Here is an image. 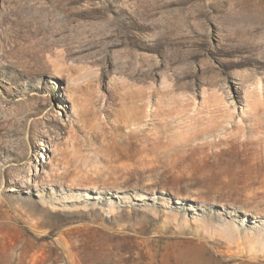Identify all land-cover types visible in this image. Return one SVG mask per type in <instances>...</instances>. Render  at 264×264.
Returning <instances> with one entry per match:
<instances>
[{"label": "rangeland", "instance_id": "rangeland-1", "mask_svg": "<svg viewBox=\"0 0 264 264\" xmlns=\"http://www.w3.org/2000/svg\"><path fill=\"white\" fill-rule=\"evenodd\" d=\"M0 264H264V0H0Z\"/></svg>", "mask_w": 264, "mask_h": 264}, {"label": "bare ground", "instance_id": "bare-ground-1", "mask_svg": "<svg viewBox=\"0 0 264 264\" xmlns=\"http://www.w3.org/2000/svg\"><path fill=\"white\" fill-rule=\"evenodd\" d=\"M210 127V126H209ZM44 158V157H43Z\"/></svg>", "mask_w": 264, "mask_h": 264}]
</instances>
